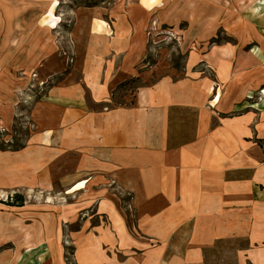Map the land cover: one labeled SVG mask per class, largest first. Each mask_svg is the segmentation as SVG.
<instances>
[{"label": "crops", "instance_id": "0c3cea01", "mask_svg": "<svg viewBox=\"0 0 264 264\" xmlns=\"http://www.w3.org/2000/svg\"><path fill=\"white\" fill-rule=\"evenodd\" d=\"M112 17L114 48L106 39L108 28L93 23V48L76 50L79 64L100 68L103 59L93 62L91 52L109 49L115 55L131 47L138 29L130 24L131 12ZM262 37L254 30L244 44L219 49L214 67L219 84L226 85L221 100L217 96L220 114L208 107L213 82L195 73L161 77L138 88L130 104L101 110L90 108L83 85L71 75L38 100L30 102L27 95V117L35 131L21 149L0 151V190L59 193L57 186L85 183L98 213L111 219L115 237L105 243L95 235L85 240L78 235L77 243L86 242L78 250V264H264V101L247 96L264 90ZM246 44L249 51L241 48ZM108 70L103 86L90 84L98 103L109 101L116 86L139 73L131 61ZM21 80L27 78L0 77L3 126L12 122L16 104L10 91L24 86ZM113 189L130 194L136 221L122 220L113 201H102ZM131 227L140 239L131 236ZM36 238L20 237L33 251L27 264H65L63 251L52 253L58 235ZM101 245L131 250L118 261ZM8 257L2 254L0 261Z\"/></svg>", "mask_w": 264, "mask_h": 264}, {"label": "rangeland", "instance_id": "374dc122", "mask_svg": "<svg viewBox=\"0 0 264 264\" xmlns=\"http://www.w3.org/2000/svg\"><path fill=\"white\" fill-rule=\"evenodd\" d=\"M140 2L0 0V77L27 78L26 81L21 80L25 82L24 86H16L15 91H10L14 98L13 106L16 104L15 114L8 126L0 124V151L21 149L35 131V126L27 117L31 104L25 103L27 95H32L29 97L30 102L38 100L56 82L70 75L83 85L90 108L101 110L104 106L109 108L130 104L138 88L151 85L161 77L181 79L195 73L213 82V95L208 107L220 114L216 108L217 96L220 95L221 100L226 85L219 84L218 69L214 67L220 58L219 49L226 46L236 48L238 43L244 44L250 40L254 30H258L264 39V0ZM123 12H131L130 24L134 30L138 28L130 37L131 47L128 51L113 55L104 47L103 52L89 54L93 62L99 63L103 59L100 68L96 66L93 69V63L88 67L85 62L79 64L78 61L82 59L78 58L76 50L80 48L85 52L86 48H93L95 38L90 36L93 23L97 28H108L106 39L112 46V16ZM115 46L119 50V46ZM241 48L249 51L248 44ZM110 61L112 63L109 66ZM129 61L139 73L116 86L109 101H94L90 84L103 86L109 74L108 68L115 65L124 67ZM259 93L260 96H247L258 99L257 102L262 104L264 90ZM228 112L229 117H232L230 115L235 110ZM260 143L263 146V142ZM79 184L61 189L57 186L56 191L60 190L59 193L27 188L0 190V257L2 254L9 255L8 260L0 261V264H16L12 254L15 259H20L19 264H27L31 259L29 255L33 251L28 252L31 250L30 245L20 244L23 233L36 236V239L58 235L60 243L53 246L52 253L60 254V250L63 251L62 260L65 264H78V250L86 246V242L77 243L78 235H82L83 240L90 235L103 239L105 243L107 239L113 240L115 229L111 227V219L98 213V202L89 200L91 197H87L85 183L77 188ZM102 201H107L109 205H113L110 203L113 201L123 216L122 220L136 221L137 213L129 193L113 189L110 197ZM130 229L131 236L140 239L138 230ZM70 237L75 239L71 240ZM101 247L118 261L126 257L127 250H131L122 251L116 247L108 250L107 245ZM135 252L139 250L135 249Z\"/></svg>", "mask_w": 264, "mask_h": 264}, {"label": "bare ground", "instance_id": "6f19581e", "mask_svg": "<svg viewBox=\"0 0 264 264\" xmlns=\"http://www.w3.org/2000/svg\"><path fill=\"white\" fill-rule=\"evenodd\" d=\"M100 211V210H99ZM120 230V229H119ZM120 233V232H119ZM121 235V234H120Z\"/></svg>", "mask_w": 264, "mask_h": 264}]
</instances>
